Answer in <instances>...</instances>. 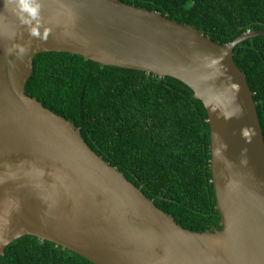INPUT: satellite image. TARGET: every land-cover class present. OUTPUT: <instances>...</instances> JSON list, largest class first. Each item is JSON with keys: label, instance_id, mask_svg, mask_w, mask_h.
Segmentation results:
<instances>
[{"label": "water", "instance_id": "obj_1", "mask_svg": "<svg viewBox=\"0 0 264 264\" xmlns=\"http://www.w3.org/2000/svg\"><path fill=\"white\" fill-rule=\"evenodd\" d=\"M219 44L121 0H0V255L23 235L94 264H264V136L233 58ZM170 76L207 111L220 229L193 231L86 143L80 128L26 93L41 52Z\"/></svg>", "mask_w": 264, "mask_h": 264}, {"label": "trees", "instance_id": "obj_2", "mask_svg": "<svg viewBox=\"0 0 264 264\" xmlns=\"http://www.w3.org/2000/svg\"><path fill=\"white\" fill-rule=\"evenodd\" d=\"M121 1L159 11L219 44L264 29V0ZM233 58L254 93L264 136V35L236 44ZM26 93L79 127L92 150L184 228H221L207 111L185 83L51 51L34 57ZM0 264L94 263L49 240L23 235L6 246Z\"/></svg>", "mask_w": 264, "mask_h": 264}]
</instances>
